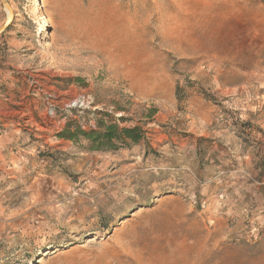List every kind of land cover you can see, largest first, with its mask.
<instances>
[{"label": "rangeland", "instance_id": "rangeland-1", "mask_svg": "<svg viewBox=\"0 0 264 264\" xmlns=\"http://www.w3.org/2000/svg\"><path fill=\"white\" fill-rule=\"evenodd\" d=\"M4 1L0 264H264V0Z\"/></svg>", "mask_w": 264, "mask_h": 264}, {"label": "trees", "instance_id": "trees-1", "mask_svg": "<svg viewBox=\"0 0 264 264\" xmlns=\"http://www.w3.org/2000/svg\"><path fill=\"white\" fill-rule=\"evenodd\" d=\"M104 116L110 117L109 114ZM98 127L100 129L98 131L86 132L79 127L72 131L70 126H67L60 137L74 142H79L82 139L86 140L89 142V149L92 151L117 150L119 147H127L130 143H140L144 139L143 132L139 127L120 128L117 124H107L105 120H101ZM260 166L261 173L262 171L264 173V155L261 157ZM263 173L256 177L259 185L264 183ZM251 180L255 181L254 179ZM263 209L264 207L259 206V197L255 196L253 202L250 203V213L256 214L262 212Z\"/></svg>", "mask_w": 264, "mask_h": 264}, {"label": "crops", "instance_id": "crops-1", "mask_svg": "<svg viewBox=\"0 0 264 264\" xmlns=\"http://www.w3.org/2000/svg\"><path fill=\"white\" fill-rule=\"evenodd\" d=\"M254 123L256 124V128H258V129H261V130H263L264 131V120H257V121H254ZM261 130H260V132H261ZM14 132H16V131H14ZM253 133H255L256 132V130H255V127L253 128V131H252ZM11 136V137H10ZM20 140H21V136H17L16 134H13V133H10V135L8 136V137H4V138H1L0 139V149H5L7 146H11L12 144H10V143H12V142H14V144L13 145H18L19 144V142H20ZM263 141H264V139H263ZM5 147V148H4ZM240 154H239V161H240V165L239 166H241L242 165V163L245 161L246 163H248V161H250L251 163L252 162H254V160L256 161L257 160V158L256 157H254L253 155H251L250 156V154H246L245 152H239ZM264 155V148H262V156ZM261 157V156H260ZM258 161V160H257ZM240 170V169H239ZM251 174H254L253 172L251 173L250 172V174H248V173H245V175H247L248 177L251 175ZM244 184V183H243ZM242 189H245V188H242L241 186L239 187V189H238V191H240L241 192V190ZM241 195H239V199L241 200ZM248 198V197H247ZM250 201H253V198H248ZM248 200V201H249Z\"/></svg>", "mask_w": 264, "mask_h": 264}, {"label": "water", "instance_id": "water-1", "mask_svg": "<svg viewBox=\"0 0 264 264\" xmlns=\"http://www.w3.org/2000/svg\"><path fill=\"white\" fill-rule=\"evenodd\" d=\"M1 2H2L4 8L10 13V15H11V20H10L9 23H5L3 26H1V28H0V33L4 32V31L8 28V26L10 25V23L12 22V20H13V18H14V14H13V9H12V7H11L8 3H6L4 0H1Z\"/></svg>", "mask_w": 264, "mask_h": 264}, {"label": "bare ground", "instance_id": "bare-ground-1", "mask_svg": "<svg viewBox=\"0 0 264 264\" xmlns=\"http://www.w3.org/2000/svg\"><path fill=\"white\" fill-rule=\"evenodd\" d=\"M32 2H36V0H33ZM38 11H37V15L39 16H41L40 18V22L43 24V31H45V29H46V25H47V19H46V17H45V15H44V13H42V10L40 9V8H38L37 9ZM46 36V35H45Z\"/></svg>", "mask_w": 264, "mask_h": 264}, {"label": "built area", "instance_id": "built-area-1", "mask_svg": "<svg viewBox=\"0 0 264 264\" xmlns=\"http://www.w3.org/2000/svg\"><path fill=\"white\" fill-rule=\"evenodd\" d=\"M220 199H222V200H223V199H224V195H221V196H220Z\"/></svg>", "mask_w": 264, "mask_h": 264}]
</instances>
